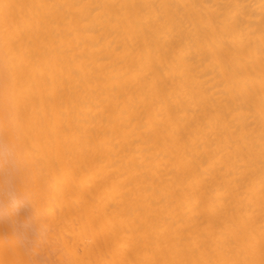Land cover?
I'll return each instance as SVG.
<instances>
[{
  "label": "bare ground",
  "instance_id": "obj_1",
  "mask_svg": "<svg viewBox=\"0 0 264 264\" xmlns=\"http://www.w3.org/2000/svg\"><path fill=\"white\" fill-rule=\"evenodd\" d=\"M0 264H264V0H0Z\"/></svg>",
  "mask_w": 264,
  "mask_h": 264
}]
</instances>
